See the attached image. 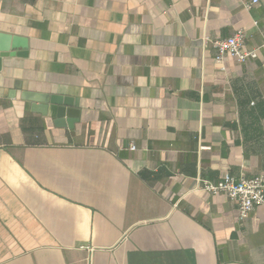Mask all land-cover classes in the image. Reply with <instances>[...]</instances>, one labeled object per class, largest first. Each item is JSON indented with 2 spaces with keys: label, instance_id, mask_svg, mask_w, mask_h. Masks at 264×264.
<instances>
[{
  "label": "crops",
  "instance_id": "crops-1",
  "mask_svg": "<svg viewBox=\"0 0 264 264\" xmlns=\"http://www.w3.org/2000/svg\"><path fill=\"white\" fill-rule=\"evenodd\" d=\"M251 2L0 0L27 46L0 68V264H264V205L202 189L264 172ZM238 29L258 57L217 61Z\"/></svg>",
  "mask_w": 264,
  "mask_h": 264
},
{
  "label": "built area",
  "instance_id": "built-area-1",
  "mask_svg": "<svg viewBox=\"0 0 264 264\" xmlns=\"http://www.w3.org/2000/svg\"><path fill=\"white\" fill-rule=\"evenodd\" d=\"M258 0H252L245 4L250 8ZM246 33L243 29L236 30L225 39H218L212 42L216 49V60L222 62L227 56L232 57L239 63L250 59H256V49H249L245 46ZM207 148V147H203ZM132 149H136L133 145ZM202 189L209 194H222L238 207L239 218L245 220L259 206L264 205V172L255 176L228 175L218 182L207 180L202 181Z\"/></svg>",
  "mask_w": 264,
  "mask_h": 264
},
{
  "label": "water",
  "instance_id": "water-1",
  "mask_svg": "<svg viewBox=\"0 0 264 264\" xmlns=\"http://www.w3.org/2000/svg\"><path fill=\"white\" fill-rule=\"evenodd\" d=\"M26 47V39L0 33V68L3 58L22 55ZM52 102L58 105L57 123L63 127L73 128L78 118L77 110L69 102H61L59 98H53Z\"/></svg>",
  "mask_w": 264,
  "mask_h": 264
}]
</instances>
